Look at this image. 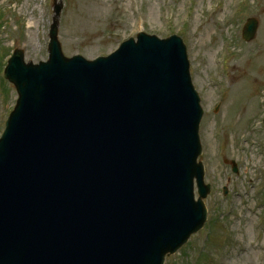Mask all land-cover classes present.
Listing matches in <instances>:
<instances>
[{"label":"water","instance_id":"obj_1","mask_svg":"<svg viewBox=\"0 0 264 264\" xmlns=\"http://www.w3.org/2000/svg\"><path fill=\"white\" fill-rule=\"evenodd\" d=\"M59 6L49 60L15 51L5 70L19 98L0 138V264H163L202 227L209 191L186 48L140 33L68 59Z\"/></svg>","mask_w":264,"mask_h":264},{"label":"rangeland","instance_id":"obj_2","mask_svg":"<svg viewBox=\"0 0 264 264\" xmlns=\"http://www.w3.org/2000/svg\"><path fill=\"white\" fill-rule=\"evenodd\" d=\"M56 1L65 56L106 55L139 29L160 38L177 34L186 45L204 111L199 137L211 192L203 229L165 264H264V0ZM80 6L94 9L89 20ZM52 15V0H0V131L16 98L1 80L5 61L19 46L26 61L45 60ZM249 16L258 27L243 42ZM223 158L234 159L239 172Z\"/></svg>","mask_w":264,"mask_h":264},{"label":"bare ground","instance_id":"obj_3","mask_svg":"<svg viewBox=\"0 0 264 264\" xmlns=\"http://www.w3.org/2000/svg\"><path fill=\"white\" fill-rule=\"evenodd\" d=\"M79 8V11L82 13V15L84 14V17L87 18V20H89L92 16V13L94 11L93 8H89V9H84L82 6L78 7ZM75 17L78 18V16L76 15ZM255 65V61H252L251 62V66H254ZM253 68V67H252Z\"/></svg>","mask_w":264,"mask_h":264}]
</instances>
